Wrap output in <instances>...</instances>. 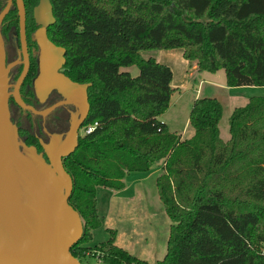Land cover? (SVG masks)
<instances>
[{
    "label": "trees",
    "instance_id": "trees-1",
    "mask_svg": "<svg viewBox=\"0 0 264 264\" xmlns=\"http://www.w3.org/2000/svg\"><path fill=\"white\" fill-rule=\"evenodd\" d=\"M49 2L48 36L64 48V73L90 83L84 123L97 122L62 158L68 202L82 222L71 254L108 264H264V94L231 109L225 140L220 101L195 97L187 115L193 133L181 138L157 118L172 91L171 70L141 55L177 47L199 70L222 68L226 85H264V0ZM16 24L11 6L0 27ZM131 64L136 75L120 69ZM158 162L155 188L170 220L162 257H136L114 242L111 228L86 245L100 224L95 187L122 188L126 172Z\"/></svg>",
    "mask_w": 264,
    "mask_h": 264
},
{
    "label": "water",
    "instance_id": "water-1",
    "mask_svg": "<svg viewBox=\"0 0 264 264\" xmlns=\"http://www.w3.org/2000/svg\"><path fill=\"white\" fill-rule=\"evenodd\" d=\"M18 17V34L23 67L8 90V69L0 33V264H108L99 260L85 263L70 252V247L82 233L78 212L68 202L72 181L62 164V158L77 144L76 128L88 111L87 86L57 71L64 62V48L48 39L45 27L54 21L49 0H37L32 8L36 23L42 27L35 32L39 46V72L33 79L37 95L55 87L77 105L80 119L70 120L63 137L51 134L41 139V151L33 145L21 144L16 126L9 118L7 97L33 113L43 115L50 107L35 109L26 104L18 93L25 76L27 56L24 41V6L13 0ZM12 0H5L0 9V23ZM45 155V157L43 156Z\"/></svg>",
    "mask_w": 264,
    "mask_h": 264
},
{
    "label": "rangeland",
    "instance_id": "rangeland-1",
    "mask_svg": "<svg viewBox=\"0 0 264 264\" xmlns=\"http://www.w3.org/2000/svg\"><path fill=\"white\" fill-rule=\"evenodd\" d=\"M10 27L15 29V26L10 25L0 28L1 36H5V44H7L6 32ZM156 53L154 49L141 51L143 57L150 54L158 56ZM178 66L180 64L176 61V67L178 68ZM120 69L127 70L131 75H136L138 72L134 64L121 66ZM178 76H181V71ZM201 78H203V83H200V88L198 80ZM180 80L179 82H183L185 87L174 90L169 97L167 108L161 116L170 123L169 129L180 130L187 117L191 97L195 88L198 87L201 89V94L213 92L220 98L222 110L218 121V130L219 136L223 140L229 136L227 118L233 106L244 104L251 95L264 94V85H226L222 68L214 71L193 69L187 78L185 77L184 80L180 78ZM21 117L31 120L28 113H21ZM192 133L193 128L188 125L182 137H188ZM161 170V162H158L154 163L148 171L126 172L122 178L125 190L121 192L122 196L120 197L112 194V188L96 186V207L100 225L92 229V237L85 244L91 246L106 239L109 232L105 227H110L114 229V242L129 253L148 263H154L156 259L161 258L165 251L170 223L155 188V177ZM263 251L264 246L263 248L261 246V252ZM89 252L91 251H87L88 254ZM87 257L83 259L85 263L96 261L89 255Z\"/></svg>",
    "mask_w": 264,
    "mask_h": 264
},
{
    "label": "flooded vegetation",
    "instance_id": "flooded-vegetation-1",
    "mask_svg": "<svg viewBox=\"0 0 264 264\" xmlns=\"http://www.w3.org/2000/svg\"><path fill=\"white\" fill-rule=\"evenodd\" d=\"M22 2L24 6V41L27 56V68L25 76L18 86V93L26 104L33 106L35 109L40 110L46 107L50 108L43 115L33 113L29 109L21 108L14 101L12 94L9 93L7 97L9 118L16 126L17 139L20 142L19 147L21 148V144L24 143L25 145H33L37 151H41L42 148L39 140L41 139L43 142H46L51 134H59L60 137H63L69 126L70 120L73 119L79 121L80 110L74 103L66 101V98L55 87L48 88L43 94H36L33 86V79L36 77L40 69V50L35 39V32L42 27V24L36 23L32 15V8L37 0L30 6L25 4L26 0H22ZM11 6L15 7L13 0L10 4V7ZM49 25L50 24L45 27V33L48 39L52 41L47 33ZM13 28L14 27H10L6 32L7 44H5V36H2L5 62H12V65H10L8 69V90L13 89V83L23 67V57L18 34V17L16 27L15 29ZM63 63L64 62L57 67V71L65 74L63 71ZM21 113H28L29 116H31V120L23 119ZM86 115L77 125V138L81 134V128L84 124ZM43 156L45 157L44 154Z\"/></svg>",
    "mask_w": 264,
    "mask_h": 264
},
{
    "label": "crops",
    "instance_id": "crops-1",
    "mask_svg": "<svg viewBox=\"0 0 264 264\" xmlns=\"http://www.w3.org/2000/svg\"><path fill=\"white\" fill-rule=\"evenodd\" d=\"M154 50H156V52H157L156 55L158 54V56H154L152 54H150L149 56H152L155 60H157L159 62L165 63L166 65L169 66V68L171 70V77H170L169 84L172 87V91L170 93V96L174 92L175 89L178 90L181 87H185V84L183 82H179V81H181L180 78H182L183 80H184L185 77L187 78V75H189L190 72L193 69H196L198 71H201V70H199V69H197L195 67V61L194 60H188V59H186V58H184L182 56V51H181L180 48H177V47H172V48H157V49H154ZM176 61H178V63L180 64V66H178V68L176 67ZM180 71H181V76H178ZM202 80H203V78H201V79L198 80V85L200 86V88H201L200 83H203ZM205 95H207V96H210L211 95V96L216 97L218 100L220 99L219 96H216L215 94H213V92H204V94H201V89H198V87H196L190 101L192 102V100L195 97L205 96ZM220 103H221V101H220ZM166 108H167V106H166ZM164 110L160 114L157 115V118L160 119V120H162V121H164V123L166 124L167 128L169 129V124L170 123L161 117L162 114H163V112H164ZM188 125H189L188 124V118L186 117L185 118V121L183 122V124H182V126L180 128V130H177V128H174V129L172 128V129H169V130L175 131V132L179 131L180 137L183 138L182 135H183V133L186 130V128H187ZM123 190H125V184H124V186L122 188H119V189H113L112 188V192H113L112 194H115L116 196L120 197V196H122L121 192ZM96 203H97V197H96ZM96 210H97V207H96ZM97 214L99 216L98 211H97ZM108 228H110V227H105V229L107 231H108ZM111 229L113 230V236H114V229L113 228H111ZM91 236H92V230H91Z\"/></svg>",
    "mask_w": 264,
    "mask_h": 264
},
{
    "label": "built area",
    "instance_id": "built-area-1",
    "mask_svg": "<svg viewBox=\"0 0 264 264\" xmlns=\"http://www.w3.org/2000/svg\"><path fill=\"white\" fill-rule=\"evenodd\" d=\"M97 125L96 121L87 122L82 125L81 134L88 133Z\"/></svg>",
    "mask_w": 264,
    "mask_h": 264
}]
</instances>
